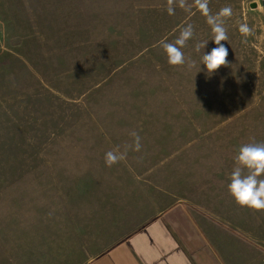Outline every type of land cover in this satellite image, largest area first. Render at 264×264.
<instances>
[{
    "label": "rangeland",
    "instance_id": "rangeland-1",
    "mask_svg": "<svg viewBox=\"0 0 264 264\" xmlns=\"http://www.w3.org/2000/svg\"><path fill=\"white\" fill-rule=\"evenodd\" d=\"M171 6L173 15L168 0H0L1 217L34 207L41 171L105 167L118 149L117 168L168 169L187 201L232 202L228 217L264 231V210L228 192L239 147L264 143V0H209L213 15L232 8L228 66L211 76L201 65L216 47L206 17L194 0ZM189 24L186 63L171 66L161 41Z\"/></svg>",
    "mask_w": 264,
    "mask_h": 264
},
{
    "label": "crops",
    "instance_id": "crops-1",
    "mask_svg": "<svg viewBox=\"0 0 264 264\" xmlns=\"http://www.w3.org/2000/svg\"><path fill=\"white\" fill-rule=\"evenodd\" d=\"M77 163L41 171L34 207L0 216V264H264V231L228 217L232 202L187 201L168 169Z\"/></svg>",
    "mask_w": 264,
    "mask_h": 264
},
{
    "label": "clouds",
    "instance_id": "clouds-1",
    "mask_svg": "<svg viewBox=\"0 0 264 264\" xmlns=\"http://www.w3.org/2000/svg\"><path fill=\"white\" fill-rule=\"evenodd\" d=\"M168 14H174V8L171 6L173 0H168ZM179 6L186 7V0H178ZM196 8L206 17L207 23L211 27L213 33L212 42L216 45L210 51L204 53L201 59L203 70L211 76L222 66H228L227 57L229 55L228 48L222 44V41L228 40L227 29L224 26L225 18L232 15V8L225 6L215 15L211 14L208 7L209 0H194ZM253 29L246 23L239 25V32L247 37L252 34ZM194 29L191 24L183 27L179 36L174 42L161 41V47L167 57V62L171 66L184 65L186 63L183 49L187 42L193 37ZM208 42L196 45V51L201 48L205 49ZM189 69L195 67L194 61H187ZM202 69L200 68V71ZM135 136V150H140L139 136ZM125 158L124 154L118 149L108 151L105 154V164L111 167ZM235 167L230 176L228 184V192L233 197L236 204L246 207L254 211L264 210V143H247L242 144L235 157Z\"/></svg>",
    "mask_w": 264,
    "mask_h": 264
}]
</instances>
